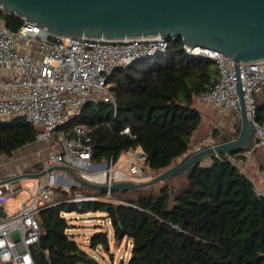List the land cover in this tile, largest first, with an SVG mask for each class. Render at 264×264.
Here are the masks:
<instances>
[{"label":"trees","instance_id":"trees-1","mask_svg":"<svg viewBox=\"0 0 264 264\" xmlns=\"http://www.w3.org/2000/svg\"><path fill=\"white\" fill-rule=\"evenodd\" d=\"M0 19L10 31L23 20L0 9ZM213 61L189 56L179 37L168 40L164 54L144 58L127 67L116 68L106 85L115 100L85 104L78 115L59 127L58 132L81 126L93 139V162L111 161L140 148L143 169L164 171L190 151V139L201 116L194 107L198 95L216 81ZM255 122L264 127V88L256 95ZM128 133H122L124 130ZM220 128L212 133L215 143L233 139ZM37 129L23 118L0 122V156L36 142ZM264 148L254 151L255 165L264 170ZM213 157L207 166H197L185 183L175 189L169 184L151 190L111 191L125 204L106 202L67 203L74 194L104 196L106 190L72 186L57 190L55 205L38 215L40 235L31 249L34 264H97L66 234L63 214L104 213L118 244L131 242L127 264H264V197L255 185L225 155ZM41 171V166L36 167ZM35 172V173H37ZM257 188H260L256 186ZM80 207V208H79ZM89 248L109 252L107 233L95 232Z\"/></svg>","mask_w":264,"mask_h":264},{"label":"built area","instance_id":"built-area-1","mask_svg":"<svg viewBox=\"0 0 264 264\" xmlns=\"http://www.w3.org/2000/svg\"><path fill=\"white\" fill-rule=\"evenodd\" d=\"M169 39L175 37H141L131 41L61 38L25 21L16 31H10L0 19V67L6 72L5 76H0V122L23 118L37 129V142L54 140L57 143L58 151L48 152L41 160V170L63 165L79 178L96 185L145 182L150 177L143 169L142 152L137 149L128 152L123 168L111 161L93 162L90 131L81 126L63 132L58 129L78 115L85 104L108 103L115 107L106 85L111 73L140 59L164 54ZM183 49L191 57L214 62L218 78L197 98L222 115L213 124L210 134L184 157L216 144L212 133L221 127L223 114L229 109L236 110L237 83L243 94L246 115L252 120L256 95L264 88V61L239 62L236 72L234 62L217 51L188 49L184 45ZM254 135L259 141L251 149L225 155L226 161L236 164L243 174L253 163L254 151L264 148V127L256 122ZM215 158L220 157L215 155ZM72 185L79 186L61 170L32 179L27 189L29 199L21 202L17 213L0 218V264H34L31 249L40 235L38 215L56 204L57 190L68 192ZM15 191L12 184L0 186V199ZM255 192L264 197V188L255 187ZM63 202L125 204L113 198L110 189L104 196L77 193Z\"/></svg>","mask_w":264,"mask_h":264},{"label":"water","instance_id":"water-1","mask_svg":"<svg viewBox=\"0 0 264 264\" xmlns=\"http://www.w3.org/2000/svg\"><path fill=\"white\" fill-rule=\"evenodd\" d=\"M0 9L55 37L109 41L179 37L188 49L221 53L234 62L236 72L239 62L264 61V0H0ZM236 94L238 134L226 142L182 157L150 181L96 185L62 165L2 180L0 186L23 178H39L54 170L65 171L80 187L118 192L169 184L182 174L187 178L197 166H204L203 162L215 155H233L258 143L254 135L255 114L252 120L248 119L239 83ZM5 217L0 210V218Z\"/></svg>","mask_w":264,"mask_h":264},{"label":"crops","instance_id":"crops-1","mask_svg":"<svg viewBox=\"0 0 264 264\" xmlns=\"http://www.w3.org/2000/svg\"><path fill=\"white\" fill-rule=\"evenodd\" d=\"M5 75H6V72L0 67V76H5ZM194 102L195 103L197 102L198 105L202 107L201 110L195 107L200 113L201 122H200V125L197 131L193 133L190 139V151L193 150V148L196 146L198 142H200L201 140H203L205 137H207L210 134L213 124L217 122V117H218L217 114L219 115V112L217 110L211 109L210 107L201 104L198 98H196ZM236 117L239 118L238 113L236 114ZM222 128L223 127L221 126L220 127L221 132L225 133V131L222 130ZM233 131H234V128L232 129L230 133H232ZM37 143L39 142L36 141L34 144L26 145L22 148H19L18 150L13 152V154L10 157L0 156V181L13 178L14 176H20L23 174H31V173L37 172L36 167H38L41 159L45 158L48 152L58 151L57 143L54 140H48V141L43 142L42 144L43 146L38 147L39 150H41L39 153L36 150H35L36 152L35 151L33 152L31 148L37 145ZM137 150L142 152L140 148H138ZM38 154H40L41 156L39 157ZM180 159L176 160V162H179ZM127 161H128V157L122 156L120 161L116 164L119 166V168H123L125 164L127 163ZM262 161L264 162V151H263ZM210 162L211 160L207 159L203 162V165L207 166L210 164ZM246 169H247L248 177L250 178V180H252L254 183L253 179L257 176L259 180L258 187L263 189L264 188V170L258 169V167L255 165L254 160L250 166L246 167ZM61 173H66V172L61 170ZM179 176L174 177L170 181L169 185L170 187H172V190L177 187L182 186L185 183L186 178H183L182 183L180 184L177 183V185L175 184L174 180L178 179L177 181H179L180 179ZM29 181H30V184L32 185V179H27V178L19 179L16 182L12 183L13 188L16 190L15 193L10 196H7L4 199H0V210H2L6 214V216H11L17 213L20 209L21 202L29 199L30 194L27 190L28 187L31 186L28 183ZM256 186L257 185H255V187ZM131 192L132 191H130V193ZM130 193L126 194V196L129 195ZM8 199H11L10 203L7 202Z\"/></svg>","mask_w":264,"mask_h":264},{"label":"rangeland","instance_id":"rangeland-1","mask_svg":"<svg viewBox=\"0 0 264 264\" xmlns=\"http://www.w3.org/2000/svg\"><path fill=\"white\" fill-rule=\"evenodd\" d=\"M194 107L200 110L202 109V107H200V105H198L197 102L196 103L194 102ZM236 114L237 111L234 109H229L226 113L223 114V120L221 126L223 127L222 130H224L226 133H230L234 128V125L237 123ZM217 116H218L217 117V122H218L222 117V115L219 112V115L217 114ZM42 144L43 142H39L31 149L33 150V152L36 150L39 153L41 150H39L38 147L43 146ZM38 156L40 157L41 155L38 154ZM40 162H39V166H41ZM115 166L119 168L117 164ZM146 172L150 178H148L145 182L150 181L162 171L153 173L146 170ZM179 178H180L179 181H177L178 179L174 180L176 185L177 183L178 184L182 183L184 176L181 175L179 176ZM253 180L255 185L259 186L258 184L259 180L257 176ZM28 183L30 184V181ZM162 185L163 184H157L152 187H148V189L153 192H157L159 187H161ZM72 186L77 187L76 185H72ZM138 193H139L138 191H133L128 196L134 197ZM7 202L10 203L11 199H8ZM63 218L67 221V224L69 226L66 231V234L69 237L73 238L79 244L80 248L84 250L89 256H91L97 262V264H127V261L130 258L131 242L127 238H123L118 244L116 243L115 239L113 238L112 226L104 213L89 212V213L80 214L78 212H70L63 214ZM99 231L107 233V237L109 241V252L99 250V248L95 250L89 248L90 236L93 233Z\"/></svg>","mask_w":264,"mask_h":264}]
</instances>
